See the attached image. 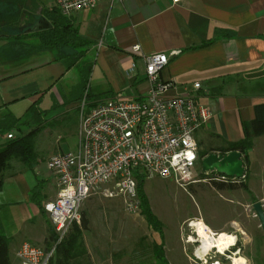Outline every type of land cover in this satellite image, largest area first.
<instances>
[{
    "label": "crops",
    "instance_id": "0c3cea01",
    "mask_svg": "<svg viewBox=\"0 0 264 264\" xmlns=\"http://www.w3.org/2000/svg\"><path fill=\"white\" fill-rule=\"evenodd\" d=\"M31 3L41 8V19L36 28L25 31L29 37L20 44L0 39V128L4 123L14 126L0 135V144L9 133L13 139L24 136L15 131L29 112L35 111L38 119L44 116L39 102L60 87L72 68L78 69L79 81L71 85L65 108L75 110L78 117L84 98L87 109L110 98H142L150 86L141 56L129 52L134 45L142 56L171 55L159 74L161 82L172 84L166 96L180 95L194 83L201 85L196 102L207 109L209 118L195 133L199 152L203 142L218 148L240 141L242 124L254 118L255 106L264 105V0H182L177 4L172 0H99L92 9L66 17L85 43L75 49L41 47L38 36L49 30L47 15L55 7L52 0L48 7L38 0ZM90 54L92 59H85ZM21 102L28 107L23 116H16L13 107ZM26 168L13 163L0 189V223L8 238L10 264H19L16 253L23 244L44 251L49 246L52 227L36 202L45 205L56 198V178L49 173L40 179L34 166ZM40 181L53 184L45 201ZM85 248L93 264L92 253Z\"/></svg>",
    "mask_w": 264,
    "mask_h": 264
},
{
    "label": "rangeland",
    "instance_id": "374dc122",
    "mask_svg": "<svg viewBox=\"0 0 264 264\" xmlns=\"http://www.w3.org/2000/svg\"><path fill=\"white\" fill-rule=\"evenodd\" d=\"M38 3L48 7L50 0H38ZM23 7L26 10H20L12 2L0 4V33L17 34L37 27L41 8H34L31 0H25ZM92 57L90 54L85 59ZM78 81V69L72 68L60 87L39 102L38 108L46 111L40 119L36 118L35 111L23 116L28 107L26 102L13 107L16 116H23L19 131L15 132L25 135L34 131L30 139L31 161L26 169L34 166L40 179L49 175L45 161L48 157L76 148L79 117L75 110L66 111L65 99L70 95L71 85ZM27 121L31 122L25 124ZM209 147L210 143L203 142L201 152ZM250 155L251 162L244 163V177L235 179L237 183H246V191L215 190L211 186L212 175L201 177L199 164L193 170L197 182L184 189L177 187L171 179L145 181L146 204L158 224V232L148 227L140 209L136 214L126 213L119 199L92 196L86 200L82 212L88 226L83 233V242L92 253L93 264H155L154 244L163 246L168 264H231L234 253L246 264H264V232L252 209V205L259 202L264 212V136L253 142ZM48 182L40 181L44 201L47 191L53 188ZM195 219L215 234L234 235L235 245L224 255L212 251L204 261L198 260L194 253L199 241L190 226ZM190 237L195 240L193 244L188 243Z\"/></svg>",
    "mask_w": 264,
    "mask_h": 264
},
{
    "label": "built area",
    "instance_id": "2783aa9c",
    "mask_svg": "<svg viewBox=\"0 0 264 264\" xmlns=\"http://www.w3.org/2000/svg\"><path fill=\"white\" fill-rule=\"evenodd\" d=\"M98 1L52 3L62 16L68 17L92 9ZM129 52L143 60L150 86L147 93L134 100L110 98L89 109L82 99L75 150L46 161L47 170L56 178L57 192L56 198L44 205V211L56 241L46 251L23 244L16 253L19 264H48L56 245L74 225L80 226L82 205L92 196L119 199L126 213L136 214L139 179H171L182 189L197 182L193 170L201 158L195 133L209 118L207 109L196 102L201 85L194 83L182 94L168 97L172 84L161 82L159 74L171 55L142 56L137 45ZM7 139H13V135L7 134ZM213 174L211 182L237 183L234 178Z\"/></svg>",
    "mask_w": 264,
    "mask_h": 264
},
{
    "label": "trees",
    "instance_id": "16d2710c",
    "mask_svg": "<svg viewBox=\"0 0 264 264\" xmlns=\"http://www.w3.org/2000/svg\"><path fill=\"white\" fill-rule=\"evenodd\" d=\"M7 2H12L18 5L20 10H26L24 6L25 0H0V4H6ZM50 20V28L47 31L40 32L38 36L41 41V47L52 48L66 46L71 49H75L80 45H85L76 37L75 30L71 29L68 18L62 16L59 11L54 8L52 12L47 15ZM30 22V20H29ZM29 34L25 32L17 34H6L0 33V39H6L15 41L20 44L23 38H27ZM210 42L202 44L200 47L209 45ZM71 64H69V67ZM7 122V121H6ZM13 125H4L0 128V135H5L7 131L13 129ZM243 138L235 143L226 144L225 147L209 148L204 152H199V158H202L209 153H220L226 154L232 151H237L241 153L243 163L251 162V149L253 146V140L264 135V105H257L254 107V118L250 122H244L242 124ZM34 131L30 133L19 136L12 140H5L0 144V189L5 178V175L9 173L13 163H19L25 167H28L31 159V136ZM6 173V174H5ZM209 175H214L213 173ZM204 174L201 175L203 177ZM202 179H205L202 178ZM144 181L139 179L137 181V197L139 200V209L141 215L144 217L147 225L152 230L158 232V224L147 207L146 199L143 191ZM212 188L217 191H234L241 189L243 191L247 190V185L245 182L240 183H215L212 182ZM35 193L32 198L36 196ZM36 206L41 214H45L44 205L40 202H36ZM88 222L84 212L81 213V224L80 226L74 225L67 235L56 245L54 249L53 256L49 260L48 264H92L90 261V256L85 248L83 242V233L87 231ZM56 241V235L54 234L52 228L50 230V235L48 238V249L51 248L52 244ZM153 257L155 264H168L165 259L163 246L161 244L153 245ZM0 264H10L8 256V238L3 232V228L0 223ZM153 264V263H149Z\"/></svg>",
    "mask_w": 264,
    "mask_h": 264
},
{
    "label": "water",
    "instance_id": "95a60500",
    "mask_svg": "<svg viewBox=\"0 0 264 264\" xmlns=\"http://www.w3.org/2000/svg\"><path fill=\"white\" fill-rule=\"evenodd\" d=\"M40 29H42V26H40ZM199 166L203 174L215 173L234 179H241L245 174L242 155L237 151L226 154L209 153L200 159ZM252 209L264 232V212L261 204L259 202L254 203Z\"/></svg>",
    "mask_w": 264,
    "mask_h": 264
},
{
    "label": "bare ground",
    "instance_id": "6f19581e",
    "mask_svg": "<svg viewBox=\"0 0 264 264\" xmlns=\"http://www.w3.org/2000/svg\"><path fill=\"white\" fill-rule=\"evenodd\" d=\"M190 226L194 229L199 241V247L195 250L194 255L200 261H204L205 257L212 251L224 255L235 245L234 235L223 232L215 234L200 220L195 219ZM194 242L195 240L191 237L188 239V243L193 244ZM230 259L231 264H246V261L235 253Z\"/></svg>",
    "mask_w": 264,
    "mask_h": 264
}]
</instances>
